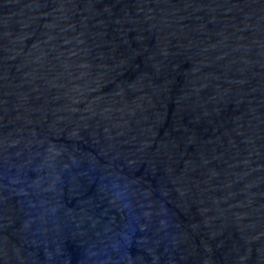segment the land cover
I'll use <instances>...</instances> for the list:
<instances>
[{
    "label": "water",
    "instance_id": "obj_1",
    "mask_svg": "<svg viewBox=\"0 0 264 264\" xmlns=\"http://www.w3.org/2000/svg\"><path fill=\"white\" fill-rule=\"evenodd\" d=\"M0 264H264V0H0Z\"/></svg>",
    "mask_w": 264,
    "mask_h": 264
}]
</instances>
